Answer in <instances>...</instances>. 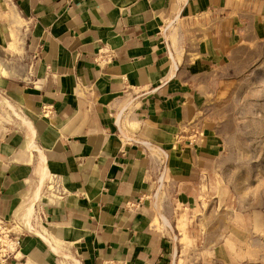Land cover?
<instances>
[{
    "label": "crops",
    "instance_id": "0c3cea01",
    "mask_svg": "<svg viewBox=\"0 0 264 264\" xmlns=\"http://www.w3.org/2000/svg\"><path fill=\"white\" fill-rule=\"evenodd\" d=\"M262 155L264 0H0V264H264Z\"/></svg>",
    "mask_w": 264,
    "mask_h": 264
},
{
    "label": "rangeland",
    "instance_id": "374dc122",
    "mask_svg": "<svg viewBox=\"0 0 264 264\" xmlns=\"http://www.w3.org/2000/svg\"><path fill=\"white\" fill-rule=\"evenodd\" d=\"M257 142H251L254 149ZM228 161L227 155L223 157ZM237 160L241 171L224 173L226 182L233 186L232 192L238 200V208L244 210H264V155L239 157ZM10 239H14L12 231L7 226H0V255L7 252L11 246Z\"/></svg>",
    "mask_w": 264,
    "mask_h": 264
},
{
    "label": "built area",
    "instance_id": "2783aa9c",
    "mask_svg": "<svg viewBox=\"0 0 264 264\" xmlns=\"http://www.w3.org/2000/svg\"><path fill=\"white\" fill-rule=\"evenodd\" d=\"M190 138V142H197L199 139H202L204 137V132L203 131H195ZM0 226H4L2 223H0ZM10 242H12L10 245L7 247V252L3 253L1 256L5 257L9 252H12L15 248V246L18 243V239L15 237L14 239H10Z\"/></svg>",
    "mask_w": 264,
    "mask_h": 264
}]
</instances>
